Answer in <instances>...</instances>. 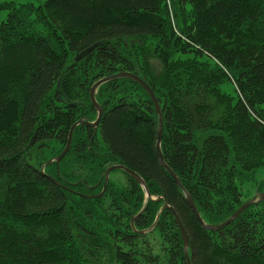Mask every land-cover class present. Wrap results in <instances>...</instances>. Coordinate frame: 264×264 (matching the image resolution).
Wrapping results in <instances>:
<instances>
[{"label":"trees","instance_id":"trees-1","mask_svg":"<svg viewBox=\"0 0 264 264\" xmlns=\"http://www.w3.org/2000/svg\"><path fill=\"white\" fill-rule=\"evenodd\" d=\"M122 72L154 91L165 162L207 225L264 193V0H0V264H187L172 212L156 222L163 201L120 170L104 187L112 165L175 209L194 264H264V202L206 230L130 79L97 91L103 119L74 130L61 173L43 168L97 119L92 86ZM154 231L158 245L141 239Z\"/></svg>","mask_w":264,"mask_h":264},{"label":"water","instance_id":"water-1","mask_svg":"<svg viewBox=\"0 0 264 264\" xmlns=\"http://www.w3.org/2000/svg\"><path fill=\"white\" fill-rule=\"evenodd\" d=\"M114 79H130V80L138 83L140 86H142L143 89L150 95V97H151V99L155 105L156 113L159 117L158 128H157L156 148H157V152H158V155L160 158V163H161L162 167L173 177V179L176 181L177 185L184 192V196H185L187 203L190 205L191 209L195 213L198 221L201 223V225L206 230L212 231V232L222 231L226 227L231 225L246 209H248L249 207H251L257 203L264 201V193H256L251 200L247 201L241 207H239V209H237L226 221H224L218 225H213V226L207 225L204 222V220L202 219L192 197L187 193V191L183 187L182 182L180 181L178 176L169 168V166L165 162L164 154H163V150H162L163 127H164L163 121L164 120H163L161 107H160L152 89L141 78H139L138 76H136L134 74L122 72V73H118L116 75H112L110 77H106V78H103V79H100L99 81H97L91 88L90 97H91L92 105L95 107V109L98 112V117L93 122H90L88 119L82 118L79 120V123H76V125L77 124L83 125V123H85L88 127H92L96 131L98 130V127H99V125L103 119V116H104V110H103V107L97 101L96 93L101 86H103L104 84H106L110 81H113ZM68 142L69 143H68V145H66L65 149L63 150V153H61V155H59V157H57V161L61 157L65 156L67 154V152L69 151L70 143H71V136H69ZM45 167L46 166H44L43 168H45ZM115 170H120V171L127 173L129 176H131L133 179H135L139 183V185H141V187L143 188V190L145 192V198H146L145 201L146 202H148L149 200L155 201V202H160V201L164 202L163 208L159 211V213L157 215L156 222H158L160 220V217H161L164 210H169L172 212V214L174 215L175 221H176V223L180 229V232H181V236H182L183 243H184L185 259L187 261V264H194L193 259L190 256V243H189V238H188L187 232L184 228V225H183L179 215L175 211V209L167 204L165 197L164 196L153 197L151 195L149 188H148L146 182L144 181V179L139 174L135 173L134 171L130 170L129 168H127L126 166H123V165L111 166L110 168H108L106 170V172L104 174V177H105V186L104 187H106L107 184L109 183L110 174L112 173V171H115Z\"/></svg>","mask_w":264,"mask_h":264},{"label":"rangeland","instance_id":"rangeland-1","mask_svg":"<svg viewBox=\"0 0 264 264\" xmlns=\"http://www.w3.org/2000/svg\"><path fill=\"white\" fill-rule=\"evenodd\" d=\"M102 87V86H101ZM100 87V88H101ZM99 88V89H100ZM98 89V90H99ZM153 91V90H152ZM153 93H154V91H153ZM97 94V93H96ZM148 94V93H147ZM149 95V94H148ZM154 95H155V93H154ZM229 96L231 95V94H228ZM155 97H156V95H155ZM149 98L151 99V97H150V95H149ZM156 99H157V97H156ZM229 99H231V97H229ZM151 101H152V99H151ZM157 101H158V99H157ZM152 103H153V101H152ZM159 103V102H158ZM154 104V103H153ZM160 105V104H159ZM154 107H155V105H154ZM97 111V110H96ZM156 111V110H155ZM224 112H222L221 111V104L220 105H218V107H217V109H216V111L214 112V115H213V118H217V117H221V115L223 114ZM97 114H98V112H97ZM157 114V113H156ZM90 122H93V121H90ZM76 123H79V120L76 122ZM76 123L72 126V128L70 129V134H69V136H71V143H70V148H69V151L71 150V148H72V140H73V135H74V130L77 128V127H79V126H85V127H88L85 123H83V125H79V124H77L76 125ZM74 128V129H73ZM68 141H67V145H68ZM62 146H60L59 148H61ZM65 149V148H64ZM104 149H106V146L104 147ZM69 151L67 152V154L69 153ZM62 153H63V151H62ZM66 154V155H67ZM61 155V154H60ZM66 155L65 156H63V157H61L58 161H57V157H59V155H57L56 157H54V156H52V154H50V152L49 151H47L46 152V157L48 158H50L48 161H47V163H45V166L47 167V166H49V165H54L55 166V168L58 170V172H60L61 173V171H60V165L64 162V159L66 158ZM51 157H53V158H51ZM112 166H115V165H112ZM110 168V167H109ZM108 169V168H107ZM64 178H65V176H64ZM81 178L83 179V174L81 175ZM113 178H114V181L115 182H117V183H119V184H121V186H124V184L125 183H128V177H125L123 174H120V172H118L117 174H115L114 176H113ZM75 194H77V193H75ZM82 194V193H81ZM78 195H80V193H78ZM102 195V194H101ZM264 202V201H263ZM72 219V218H71ZM230 226V225H229ZM228 226V227H229ZM227 228V227H226ZM220 232V231H219ZM151 238H153V239H151ZM141 239H148L150 242H151V244L153 245V244H155V245H158L159 244V242L161 243V237L159 236V232L158 231H154V232H152V234L151 235H145V236H143V237H141ZM156 249V248H155ZM156 250H160V249H156ZM191 256V255H190Z\"/></svg>","mask_w":264,"mask_h":264},{"label":"bare ground","instance_id":"bare-ground-1","mask_svg":"<svg viewBox=\"0 0 264 264\" xmlns=\"http://www.w3.org/2000/svg\"><path fill=\"white\" fill-rule=\"evenodd\" d=\"M140 78V77H139ZM143 80V79H142ZM144 81V80H143ZM145 82V81H144ZM146 83V82H145ZM147 84V83H146ZM148 85V84H147ZM149 86V85H148ZM134 225V224H133Z\"/></svg>","mask_w":264,"mask_h":264},{"label":"flooded vegetation","instance_id":"flooded-vegetation-1","mask_svg":"<svg viewBox=\"0 0 264 264\" xmlns=\"http://www.w3.org/2000/svg\"><path fill=\"white\" fill-rule=\"evenodd\" d=\"M91 128V127H90ZM94 129V128H93ZM95 130V129H94ZM96 131V130H95Z\"/></svg>","mask_w":264,"mask_h":264}]
</instances>
